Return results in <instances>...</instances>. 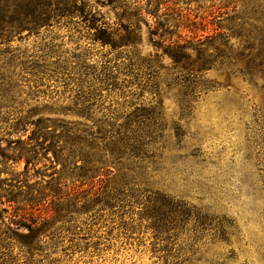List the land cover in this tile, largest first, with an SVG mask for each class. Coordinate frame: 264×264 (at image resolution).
Here are the masks:
<instances>
[{
    "label": "trees",
    "instance_id": "16d2710c",
    "mask_svg": "<svg viewBox=\"0 0 264 264\" xmlns=\"http://www.w3.org/2000/svg\"><path fill=\"white\" fill-rule=\"evenodd\" d=\"M102 1L115 20L88 0H0V205L8 206L0 209V254L13 253L15 242L35 254L60 224L73 231L82 213L96 220L104 212L127 238L146 230L170 243L193 223L231 244L234 220L150 184L168 127L165 67L163 55L145 56L140 45L142 19L150 18V39L174 62L166 85L180 86L183 107L191 108L199 90L212 88L205 74L232 58L234 26L221 23L219 7L199 16L191 7L181 14L180 0ZM55 28H66L74 47L47 35ZM32 37H42L32 50L14 44ZM250 39L255 47L237 55L264 70V34ZM67 94L70 105L62 103ZM71 114L83 120L65 118Z\"/></svg>",
    "mask_w": 264,
    "mask_h": 264
},
{
    "label": "rangeland",
    "instance_id": "374dc122",
    "mask_svg": "<svg viewBox=\"0 0 264 264\" xmlns=\"http://www.w3.org/2000/svg\"><path fill=\"white\" fill-rule=\"evenodd\" d=\"M222 1L226 0H180L178 4L181 14L191 7L199 16L219 7L226 13L219 20L234 26L235 32L232 58L205 74L212 88L199 90L191 108L183 107L184 90L180 86L166 85L174 62L150 39L146 25L150 18L141 22L140 49L145 56L163 55L165 67L161 88L168 127L159 142L160 156L155 171L151 170L150 184L204 212L234 220L237 232L231 244L211 233L202 234L200 229L195 231L193 223L170 243L156 241L146 230L127 238L113 229L108 212L96 220L91 218L94 214L82 213L73 231L60 224V234L42 239L35 254L21 253L22 242H15L13 253L0 254V264H264V70L250 67L237 55L240 50L249 54L250 47H255L251 35L264 34V0ZM88 2L92 9L116 19L117 12L102 0ZM224 3L231 5L224 9ZM207 19L208 30L213 33L212 18ZM182 31L187 38V30ZM47 35L61 38L66 48L74 47L66 28H55ZM42 37L14 44L32 50ZM94 48L101 49L99 45ZM100 57L96 55L94 60ZM68 97L62 99L64 105L71 104ZM152 97L146 93L145 103ZM65 118L83 120L74 114ZM176 125L181 127V136L175 131ZM7 207L0 205V209Z\"/></svg>",
    "mask_w": 264,
    "mask_h": 264
}]
</instances>
